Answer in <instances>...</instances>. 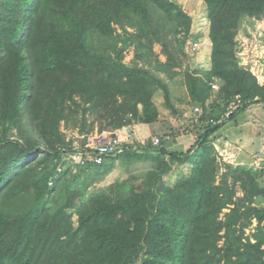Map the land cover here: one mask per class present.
Listing matches in <instances>:
<instances>
[{"label": "trees", "instance_id": "16d2710c", "mask_svg": "<svg viewBox=\"0 0 264 264\" xmlns=\"http://www.w3.org/2000/svg\"><path fill=\"white\" fill-rule=\"evenodd\" d=\"M201 1L205 71L182 68L192 18L172 0H0V264H264V190L255 173L220 163L211 140L236 97L226 121L264 104V85L237 58L241 22L264 17V0ZM179 69L200 109L185 152L164 146L169 133L156 148L149 139L100 165L68 159L74 139L64 130L157 122V92L175 111L165 79ZM120 156L129 176L91 192ZM189 161L187 175L163 181ZM135 162L150 166L137 173ZM72 195L84 201L74 221Z\"/></svg>", "mask_w": 264, "mask_h": 264}, {"label": "rangeland", "instance_id": "374dc122", "mask_svg": "<svg viewBox=\"0 0 264 264\" xmlns=\"http://www.w3.org/2000/svg\"><path fill=\"white\" fill-rule=\"evenodd\" d=\"M173 2L177 3L191 18V35L194 37L193 39H189L186 41L184 46V51L187 54V60L184 63L182 68L188 67L189 70L195 71V60L197 61L198 53L204 52L206 53V57L209 56V42L207 39V27L208 22L206 19V9L205 4L201 0H172ZM119 32V30H118ZM193 41L198 43V49L195 52H190L189 47L190 44L193 43ZM237 43H238V51L237 52V58L239 61V65L241 67H245L246 69L252 71L253 73H256L258 76H260V69H262V73L264 72V17L260 19H252V18H245L241 22L240 30L237 35ZM154 52L158 55V58L161 62L165 61V56L161 53V46L159 44L153 45ZM133 58V47H130L126 53L124 62L129 63L131 59ZM260 65V66H259ZM183 70L179 69L176 70L179 74L176 75V77L173 78V80L165 79V82L168 85L169 90V96L171 104H174L175 111H171L167 109L163 104V99L161 96V93L157 92L154 96V102L156 103L157 107L159 108V114H162L161 121L162 123L154 122L151 124H145V127L150 130V132H154L149 134L148 131L146 133L137 132L132 129L134 137L137 138L141 142H146L149 139L141 138L148 137L147 135H154L156 134V137L159 138V143L161 142L162 138L161 136L164 134H169L170 132L174 137L171 139L170 143H166L164 146L168 148L170 151H179V152H185L186 149H188L189 146L193 144V141L196 140L197 137V126H198V118L200 116V109L197 106H193L188 101L186 102L185 96L187 94L186 87L183 84ZM164 77V75H162ZM166 78V77H165ZM261 78V77H260ZM186 102V103H185ZM173 106V107H174ZM197 107L198 111H195V108ZM250 109H264V104L260 105H253L249 107ZM251 112V111H250ZM246 115L245 113L237 114L234 116L233 119L230 121H226L223 126L211 137V140H213V144H215V150L217 152V160L220 163H227L231 164L233 167H239L244 170H249L253 173H255L252 177L256 185L264 190V164H260L261 157L264 156V153H262L263 150L258 151V143L251 144L250 140H248L247 132L250 130L251 120L252 124H255L253 121V118L255 117H248L246 120L247 125L244 127H241L242 123V117ZM257 118V117H256ZM246 123V121H244ZM132 128V126H131ZM256 128V126H255ZM63 129V127H61ZM230 129L231 133L228 134L227 130ZM239 130H241L242 135V144L240 145L238 142H234V138L232 137L235 135L234 131H237L239 133ZM189 131L190 136L186 135L185 133ZM65 134H67L68 137L73 136L70 131H63ZM139 137V138H138ZM163 137V136H162ZM178 138V139H177ZM217 139V140H216ZM226 139H230L233 142H227L223 144V142L226 141ZM135 141V142H139ZM178 141V142H176ZM140 143V142H139ZM177 145L178 148L172 144ZM171 144V145H170ZM244 149L250 150L249 152H244ZM260 149V148H259ZM244 154H243V153ZM260 152V153H259ZM155 152H153L152 155H154ZM157 153V152H156ZM246 154V155H245ZM261 154V155H260ZM136 155H151L150 154H143V152H137ZM245 155V156H243ZM243 157H251V162H245L247 164H242L240 158ZM261 156V157H260ZM123 157L120 156L116 160V167L112 172H110L103 181L97 182L91 187L89 190L92 192L99 188H104L109 183L115 182L116 180H119V178H125L129 175L125 174L124 169H119V162L122 160ZM247 158L244 160L246 161ZM243 160V159H242ZM110 160H106V163H110ZM255 162V163H254ZM242 164L237 166L238 164ZM249 163H251L249 165ZM258 163V166L256 165ZM264 163V162H263ZM252 165V166H251ZM149 163L144 162H135L133 164L134 170L137 173H142L146 171L149 168ZM193 169L192 163L189 161L185 163L182 167H174L172 168V171L168 173L166 176L163 177V181H165L168 184H173L178 178L183 177L187 175L191 170ZM132 172L136 173V172ZM256 186V187H257ZM241 185L238 182L236 185L237 195H241ZM84 201H77L75 196L72 195L67 203L66 210L71 213L72 220L74 221L76 219V215L78 210L82 207ZM261 206H264V197H260V201L258 203ZM255 223H253L252 226H254ZM251 230L247 231V234L251 233Z\"/></svg>", "mask_w": 264, "mask_h": 264}, {"label": "built area", "instance_id": "2783aa9c", "mask_svg": "<svg viewBox=\"0 0 264 264\" xmlns=\"http://www.w3.org/2000/svg\"><path fill=\"white\" fill-rule=\"evenodd\" d=\"M198 49V43L190 44V52H195ZM239 53V51H237ZM260 66V65H259ZM243 69H246L244 66ZM248 70V69H246ZM250 71V70H248ZM260 76L256 73L251 74L256 78L260 85H264V72L260 69ZM261 77V78H260ZM213 90L218 89V84L213 83L211 85ZM240 104V99L236 97L235 101L231 102L227 108L223 120L218 121V124L225 121L229 116L237 110ZM195 111H198L195 108ZM127 117H130L128 115ZM73 150L69 153L68 159L78 166H84L87 164L100 165L106 158L115 157L116 155L122 153L123 151H135L137 147L143 148L145 142L139 141L135 138L131 126H123L115 131H94L88 135H79L77 132L73 133ZM81 140L79 143L77 140ZM139 141V142H135ZM150 145L156 148L159 145V138L154 137L150 140ZM48 185H51L49 182Z\"/></svg>", "mask_w": 264, "mask_h": 264}, {"label": "crops", "instance_id": "0c3cea01", "mask_svg": "<svg viewBox=\"0 0 264 264\" xmlns=\"http://www.w3.org/2000/svg\"><path fill=\"white\" fill-rule=\"evenodd\" d=\"M209 56H210V47H209ZM209 56L208 57H206V53H204V52H199L198 53V58H197V61L195 60V62H193L194 64H195V71H205V70H208L209 68H210V61H209ZM185 98H187L186 99V102L188 101V95L186 94V96H185ZM185 102V103H186ZM172 103V102H171ZM156 104V103H155ZM173 106H174V104H172ZM157 106V105H156ZM175 107L176 106H174V109H175ZM158 108V107H157ZM158 111H159V108H158ZM251 111V112H250ZM242 114H246V115H244L243 117H242V123H241V127H244V126H246L247 125V121H249V120H246L248 117H255V118H253V121L255 122V124H252V120H251V125H249L250 127V130H248V132H247V136H248V140H250V145L251 144H253V143H255V144H257L258 143V146H259V148H258V151L259 150H263L262 151V153L261 154H263L264 153V109H250L249 110V108L248 109H246L244 112H241ZM240 114V113H239ZM257 117V118H256ZM161 119H163L162 118V114H159V120L157 121L158 123H162V121H161ZM244 121H246V123L244 122ZM255 126H256V128H255ZM132 129L135 131V133H139V132H141V133H146L147 131H148V133L149 134H151V133H154V132H150V130H148L146 127H145V124H135V125H132ZM227 132H228V134L229 133H231V131H230V129H228L227 130ZM168 133H170V132H168ZM234 133H235V135H233L232 137L235 139L234 140V142H238V143H240V145L241 146H243V144H242V135H241V130H239V133L237 132V131H234ZM189 136H190V133L188 134ZM148 137H142L141 136V138H146V139H151V138H154V137H156V134H154V135H147ZM139 138V137H138ZM173 138V137H172ZM171 138V139H172ZM171 139L170 140H168V143H170L171 142ZM178 139V138H177ZM217 140V139H216ZM176 142H178V141H176ZM227 142H233V141H231L230 139H226V141L225 142H223V144H225V143H227ZM193 143H194V141H193ZM171 145V144H170ZM172 145H174V146H176L177 148L179 147L178 146V143H177V145H176V143L175 144H172ZM214 145V147H215V144H213ZM190 147V146H189ZM243 150H244V152H249L250 150H246V149H244L243 148ZM178 151V150H177ZM243 153V152H242ZM260 153V152H259ZM244 154V153H243ZM260 154V155H261ZM246 155V154H245ZM245 155H243V156H245ZM242 156V158H240V160L243 162L244 161V163H242V164H247V163H245V162H251L252 163V161H251V157H243ZM261 157V156H260ZM245 158H247L246 159V161L244 160ZM262 159L260 160V164H261V162H262V164H264L263 162H264V156L263 157H261ZM243 159V160H242ZM251 163H249V165L251 164ZM255 163V162H254ZM242 164H238L237 166H239V165H241L242 166ZM253 164V163H252ZM256 165L258 166V163H256ZM252 166V165H251ZM174 168V167H173Z\"/></svg>", "mask_w": 264, "mask_h": 264}]
</instances>
